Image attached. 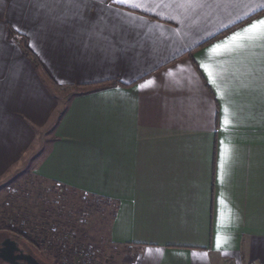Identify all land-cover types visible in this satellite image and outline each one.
Returning <instances> with one entry per match:
<instances>
[{"label":"crops","instance_id":"crops-1","mask_svg":"<svg viewBox=\"0 0 264 264\" xmlns=\"http://www.w3.org/2000/svg\"><path fill=\"white\" fill-rule=\"evenodd\" d=\"M116 7L142 19L0 0V178L28 164L107 201L131 264H264V50L209 51L264 12L224 29Z\"/></svg>","mask_w":264,"mask_h":264},{"label":"rangeland","instance_id":"rangeland-1","mask_svg":"<svg viewBox=\"0 0 264 264\" xmlns=\"http://www.w3.org/2000/svg\"><path fill=\"white\" fill-rule=\"evenodd\" d=\"M112 213L107 201L40 179L28 164L0 178V221L24 225L28 234L36 235L39 229L70 233L66 239L78 253L65 264H131L127 258L132 250L108 239ZM21 244L35 252L31 245ZM41 248L48 256L46 247ZM46 255L41 263L58 264Z\"/></svg>","mask_w":264,"mask_h":264},{"label":"snow or ice","instance_id":"snow-or-ice-1","mask_svg":"<svg viewBox=\"0 0 264 264\" xmlns=\"http://www.w3.org/2000/svg\"><path fill=\"white\" fill-rule=\"evenodd\" d=\"M91 2L92 0H37V7L45 9L47 14L61 23H71L83 19L84 10ZM98 2L103 4V10L130 21H139L142 18L132 16L131 13H122L119 7L113 8V5L126 4L132 9H140L166 18H173L172 13L184 19L201 16L208 20L219 18L224 29L264 12V0H111V3L98 0ZM229 41L234 43L229 44ZM250 45L264 50V16L252 20L250 24L217 43L209 51L212 53L224 49L231 51L233 47L247 49ZM201 67L211 79L213 73L208 66L201 65ZM143 87L144 85H141V88ZM225 124H228V120H225Z\"/></svg>","mask_w":264,"mask_h":264},{"label":"trees","instance_id":"trees-1","mask_svg":"<svg viewBox=\"0 0 264 264\" xmlns=\"http://www.w3.org/2000/svg\"><path fill=\"white\" fill-rule=\"evenodd\" d=\"M10 38H15V33L10 32ZM28 52V51H26ZM39 229V228H38ZM0 234H7L8 236L13 237L16 240L23 242L24 244H29L34 249L35 256L41 260L43 259L44 254L42 252V246L46 247L48 258H52L56 263L65 264L64 262L72 261V258L76 256V249L72 248V244L66 239L67 236H70V233L56 232L53 230H40L36 235L28 234L27 228L23 226H6L0 221ZM68 238V237H67ZM83 250V249H81ZM81 254V253H80ZM80 254L78 260H80ZM43 263V262H42ZM46 264V263H43ZM72 264V263H71Z\"/></svg>","mask_w":264,"mask_h":264},{"label":"water","instance_id":"water-1","mask_svg":"<svg viewBox=\"0 0 264 264\" xmlns=\"http://www.w3.org/2000/svg\"><path fill=\"white\" fill-rule=\"evenodd\" d=\"M0 260L8 264H42L33 255L24 253L19 242L12 238L0 242Z\"/></svg>","mask_w":264,"mask_h":264},{"label":"flooded vegetation","instance_id":"flooded-vegetation-1","mask_svg":"<svg viewBox=\"0 0 264 264\" xmlns=\"http://www.w3.org/2000/svg\"><path fill=\"white\" fill-rule=\"evenodd\" d=\"M6 238H12V239H14L13 237L8 236L7 234H0V242L3 241V240L6 239ZM14 240H16V239H14ZM16 241L19 242V246H20V248L24 251V253H26V254H31V255L34 254L33 252H30L25 246H23L19 240H16ZM15 254H18V252H16ZM33 256L36 257L35 254H34ZM36 258H37V257H36ZM37 259H38V258H37ZM38 260H39V259H38ZM0 264H8V263H5L4 261L0 260Z\"/></svg>","mask_w":264,"mask_h":264}]
</instances>
